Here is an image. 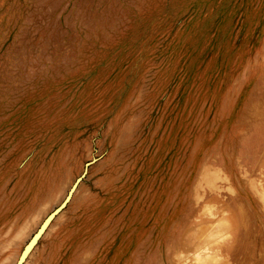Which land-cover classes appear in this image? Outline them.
Here are the masks:
<instances>
[{"label": "rangeland", "instance_id": "1", "mask_svg": "<svg viewBox=\"0 0 264 264\" xmlns=\"http://www.w3.org/2000/svg\"><path fill=\"white\" fill-rule=\"evenodd\" d=\"M69 194L22 264H264V0H0V264Z\"/></svg>", "mask_w": 264, "mask_h": 264}, {"label": "water", "instance_id": "2", "mask_svg": "<svg viewBox=\"0 0 264 264\" xmlns=\"http://www.w3.org/2000/svg\"><path fill=\"white\" fill-rule=\"evenodd\" d=\"M70 198V194L68 195V197L66 198V200L54 211L52 212L47 218L46 220L42 223V225L40 226V228L38 229V231L36 232V234L33 236V238L30 240L29 244L27 245L26 249L30 246V244L33 242V240L35 239V237L41 232V230L43 229L42 233L40 234V236L43 234V232L45 231V229L47 228L48 224L50 223L51 219L62 209V207L66 204V202L69 200ZM49 220V221H48ZM48 221V223H47ZM47 223V224H46ZM46 224V226H45ZM45 226V227H44ZM24 255V254H23ZM23 255L20 257V259L18 260L17 264H19L21 262V259L23 258ZM24 259V258H23ZM22 259V261H23Z\"/></svg>", "mask_w": 264, "mask_h": 264}, {"label": "bare ground", "instance_id": "3", "mask_svg": "<svg viewBox=\"0 0 264 264\" xmlns=\"http://www.w3.org/2000/svg\"><path fill=\"white\" fill-rule=\"evenodd\" d=\"M46 219V218H45ZM49 221V220H48ZM48 221H47V223H48ZM46 223V224H47ZM42 224V223H41ZM46 224H45V226H46ZM44 226V227H45ZM40 227V226H39ZM44 229V228H43ZM43 229L41 230V232L35 237V239L33 240V242L30 244V246L26 249V251H25V253H24V255H23V258H25V256H27L29 253H30V251H31V249L33 248V246L36 244V242L38 241V239L40 238V234L42 233V231H43ZM36 234V233H35ZM34 236V235H33ZM32 236V237H33ZM31 237V238H32ZM30 238V239H31ZM19 257H20V255L18 256V258H17V260H16V262H15V264H17V262H18V260H19ZM22 258V259H23ZM22 259H21V262L19 263V264H22ZM24 260V259H23Z\"/></svg>", "mask_w": 264, "mask_h": 264}]
</instances>
